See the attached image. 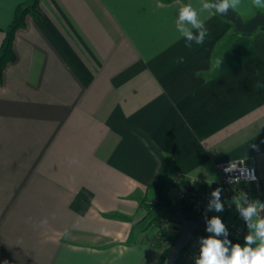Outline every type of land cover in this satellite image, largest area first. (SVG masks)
I'll return each instance as SVG.
<instances>
[{
	"label": "crops",
	"instance_id": "1",
	"mask_svg": "<svg viewBox=\"0 0 264 264\" xmlns=\"http://www.w3.org/2000/svg\"><path fill=\"white\" fill-rule=\"evenodd\" d=\"M26 1L0 0V47ZM188 3L208 28L191 49L176 30ZM202 4L40 0L0 77V264H159L182 226L171 216L162 236L144 206L164 175L172 200L190 191L181 210L245 224L237 193L220 213L199 198L223 188L220 164L247 157L260 181L239 193L264 198V28L241 33Z\"/></svg>",
	"mask_w": 264,
	"mask_h": 264
},
{
	"label": "clouds",
	"instance_id": "2",
	"mask_svg": "<svg viewBox=\"0 0 264 264\" xmlns=\"http://www.w3.org/2000/svg\"><path fill=\"white\" fill-rule=\"evenodd\" d=\"M241 6L242 0H203L202 9L226 15L240 10ZM250 6L264 9V0H250ZM176 30L185 41V47L189 49L193 47V42L195 45L202 46L208 36L205 22L189 3L184 4L178 10ZM178 62L183 63V57L179 58ZM221 64H223V58H217L214 67L219 68ZM256 87L260 88L264 85L258 83ZM251 147L259 151L258 145L253 144ZM229 183H231V179ZM222 192V187L211 191L212 198L207 204L208 211L220 213L225 210ZM228 203L229 206L235 205L239 216L245 222L247 233L244 236V243H232L227 238L228 229L219 216L205 217L206 231L211 235L198 238L200 249L198 256L195 257V264H264V215H262L264 202L252 200L246 193L240 192ZM40 223L46 224L47 220H42ZM64 235L67 237L70 232L66 230Z\"/></svg>",
	"mask_w": 264,
	"mask_h": 264
},
{
	"label": "trees",
	"instance_id": "3",
	"mask_svg": "<svg viewBox=\"0 0 264 264\" xmlns=\"http://www.w3.org/2000/svg\"><path fill=\"white\" fill-rule=\"evenodd\" d=\"M39 2L40 0H27L26 2L20 4L17 7L15 11V17L12 23L10 24L8 30L6 31L5 39L0 47V77L3 75L8 63L13 61L16 57L13 46V42L15 39L14 36L16 35V32L25 26L26 19L28 16L38 18L41 17L38 11ZM234 13L237 14L236 12ZM166 180L167 177L164 175L162 177L160 186L157 188L158 197L156 202H143L144 206L149 210L148 212L150 214L156 215V218L154 220H160V218L158 217L159 214L162 216H178L181 219H183V217L185 218L186 216H197V213L194 212L192 205L187 204L188 206L183 210L175 206L173 200L169 197V183ZM228 233L229 235L227 238L232 241V243H244V239H239L237 237L235 238V236H233L229 230ZM178 237V235L174 237L172 245H174V242L177 241ZM171 247L172 246H169L164 249L159 264H168V255ZM183 252L184 250L179 255V259L176 264L182 263L181 260Z\"/></svg>",
	"mask_w": 264,
	"mask_h": 264
},
{
	"label": "built area",
	"instance_id": "4",
	"mask_svg": "<svg viewBox=\"0 0 264 264\" xmlns=\"http://www.w3.org/2000/svg\"><path fill=\"white\" fill-rule=\"evenodd\" d=\"M220 171L222 173V183H223V195L227 198H230L233 193L239 194V185L245 184L248 188L256 185L260 181V175L257 168V159L256 157H247L236 159L230 162H225L220 164ZM231 179V183L229 180ZM178 190L175 192L173 202H183L190 200V191L185 186L181 184L178 185ZM211 195L206 194L202 195L199 198V205L204 206L211 200ZM250 198V197H249ZM251 199V198H250ZM174 202V203H175ZM261 202H264V198L261 199ZM264 215V213H262ZM164 223H161V227H170L171 221L168 216H165ZM227 229L231 232L235 238L244 239L245 234L247 233L246 225H238L230 221L225 223ZM199 237H207L203 233H199ZM200 249V244L198 239L192 241V243L187 246L182 256L181 264H195V257L198 256Z\"/></svg>",
	"mask_w": 264,
	"mask_h": 264
},
{
	"label": "water",
	"instance_id": "5",
	"mask_svg": "<svg viewBox=\"0 0 264 264\" xmlns=\"http://www.w3.org/2000/svg\"><path fill=\"white\" fill-rule=\"evenodd\" d=\"M224 18H227L230 22H232L237 31L245 34H251L257 31L260 28H264V14L259 13L249 20L244 21L239 15H236L234 12H230L226 15H221ZM207 221L204 217L198 216H186L183 217L182 221V229L180 235L174 245L170 248L168 264H176L179 255L181 252L189 246L195 235L198 232H201L206 235H211L206 231Z\"/></svg>",
	"mask_w": 264,
	"mask_h": 264
},
{
	"label": "rangeland",
	"instance_id": "6",
	"mask_svg": "<svg viewBox=\"0 0 264 264\" xmlns=\"http://www.w3.org/2000/svg\"><path fill=\"white\" fill-rule=\"evenodd\" d=\"M174 196H175V194H174ZM174 199V198H173ZM175 202V201H174ZM179 203V202H178ZM177 202H175L174 204H175V206H177V204H178ZM178 207V206H177ZM159 216V218H161L162 219V221H161V223H164V221L163 220H165L164 218H165V216H163V218L161 217L162 215H158ZM168 218H171V216L170 215H168ZM170 221H171V219H170ZM180 221H181V223H182V219H180ZM171 225V224H170ZM180 226V225H179ZM177 227V230L176 231H178L177 233V235L179 236L180 235V232H181V229H182V226L181 227ZM168 229H170V230H175V227H159V232L162 234V236H164V234L167 236V234H166V232H167V230ZM199 233H201V232H198L196 235H195V237H194V239H193V242L194 241H196L198 238H199ZM159 235V234H158ZM159 238H161V237H159L158 236V238H157V241L158 242H160V240H159ZM164 239V238H163ZM173 242V241H172ZM161 243V242H160ZM169 246H173L172 245V243H170V245ZM184 251H185V249H184ZM184 253V252H183ZM182 256H183V254H182ZM181 262H182V260H181Z\"/></svg>",
	"mask_w": 264,
	"mask_h": 264
}]
</instances>
